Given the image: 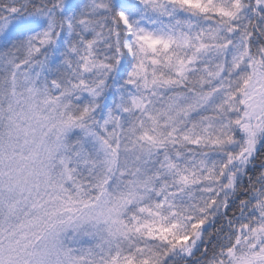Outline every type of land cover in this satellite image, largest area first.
Here are the masks:
<instances>
[{"label":"snow or ice","instance_id":"snow-or-ice-1","mask_svg":"<svg viewBox=\"0 0 264 264\" xmlns=\"http://www.w3.org/2000/svg\"><path fill=\"white\" fill-rule=\"evenodd\" d=\"M0 264H264V0H0Z\"/></svg>","mask_w":264,"mask_h":264}]
</instances>
